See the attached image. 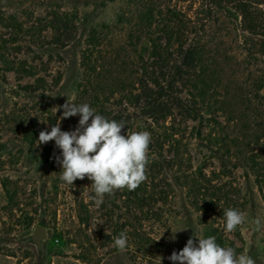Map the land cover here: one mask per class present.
<instances>
[{"label":"rangeland","instance_id":"1","mask_svg":"<svg viewBox=\"0 0 264 264\" xmlns=\"http://www.w3.org/2000/svg\"><path fill=\"white\" fill-rule=\"evenodd\" d=\"M124 1L0 0V264H173L168 257L182 250L190 237L198 245L196 236L200 237L203 223L214 227L222 223V198L190 195L192 183L186 176L196 172L202 173V181L222 187L234 209L244 213L246 221L239 226L241 254L264 264V233L253 231L256 219L264 224V205L244 165L249 149L242 146L249 143L254 153L264 154V141L259 136L244 138L251 131L241 129L264 113V59L254 45L255 38L240 30L237 17L230 14L224 26L216 29L209 24L205 31L206 36L220 37L227 60L216 61L213 83L198 84L181 95L187 102H191L189 96L194 97L196 111L191 114L195 118L180 119L184 127L178 139V158L183 167L162 170L166 195L156 205L159 217H143L138 224L132 198L123 190L106 194L97 205L90 199L94 193L87 177L77 179L73 186L60 179L62 169L56 157L61 150L54 141L37 147V140L24 141L16 129L19 117L34 111V103L42 99L39 93L21 89L37 77L50 82L60 76L57 86L45 96L55 124L68 98L77 105L88 103L98 112L100 105L92 101L94 93L113 85L102 83L94 90V77L105 53L125 37L124 24L112 26L126 7ZM259 8L264 12L263 2ZM59 13L75 25L74 39L65 47L53 41L59 33L51 22ZM101 25L109 28L88 46L90 28ZM115 76L127 77L125 87H131L130 76H120L118 70ZM120 88H113L115 94L105 107L118 109L115 99ZM221 88L227 89V99L217 94ZM10 112L14 113L13 124L9 123ZM79 119L77 115L61 120V130H75ZM13 192L15 199L10 201L8 194ZM137 229L151 241L141 250L130 236ZM122 231L129 239L126 250L120 252L113 242ZM226 237L231 238L227 232Z\"/></svg>","mask_w":264,"mask_h":264},{"label":"trees","instance_id":"2","mask_svg":"<svg viewBox=\"0 0 264 264\" xmlns=\"http://www.w3.org/2000/svg\"><path fill=\"white\" fill-rule=\"evenodd\" d=\"M261 2L264 3V0L124 1L126 7L112 26L124 24L125 37L119 40L115 49L105 53L107 58L102 57V64L97 66L98 72L94 77L96 84L93 89L99 90L102 83H111L113 86L108 85L101 93H94L92 101L100 105L99 114L109 120L125 122V127H128L126 130L130 133L148 131L151 134L146 181L134 191L123 189L126 195L132 198L138 224L143 217H159L160 208L156 205L162 203L166 195V185L162 180L163 168L183 167L178 158V139L184 127L180 119H194L195 116L191 113L196 111L194 97L189 96L191 102L182 100L183 91L189 89L192 92L198 84L212 82L217 70L216 61L227 60L220 37L204 35L208 25L212 24L217 29L225 25L230 14L237 17L240 30L255 38L254 45L258 46L259 55L264 59V12L259 8ZM51 24L53 30L59 33L53 38L56 46L65 47L66 43L74 39L75 25L61 13L55 15ZM108 28L106 25L90 28L87 34L88 46L96 43L102 32ZM142 43L146 45L143 46ZM129 49L132 51L128 52ZM117 70L120 76L127 74L131 77L129 89L124 83L127 77L116 78ZM59 81V75L53 77L50 82L44 77H37L32 83L21 87L24 92L39 93L42 97L34 103V111H25L18 119L16 129L19 128L18 132L24 141L38 140L42 130L50 131L55 125L56 119L45 96L51 93ZM216 83L218 84V81ZM115 86L121 87L116 91L119 92L118 98L115 99L118 109L107 108L105 105L115 94ZM219 90L217 94H221L225 99L229 97L227 89ZM13 116L14 113L10 112V124L14 122ZM262 118L249 125L243 124L241 129L244 132L251 131L249 135L244 134V138L259 136L264 141V113ZM122 134H126L125 128ZM48 144L50 145V142ZM248 145L249 143H242V146L249 149L244 158V165L252 174L264 205V154L254 153ZM201 174L196 172L186 176L192 183L189 188L190 195L206 200L222 198L223 203L225 202L223 211L234 208L232 200L224 197L227 192L222 187L212 186L209 181H202ZM8 199L13 201L15 193L8 194ZM202 202L203 205L207 204L206 201ZM221 216L222 223L217 227L203 223L200 237L215 236L221 247H232L239 255L242 253L243 244L240 228L238 226L235 231L227 232L231 238L226 237L223 213ZM137 232L130 236L138 241V249L141 250L151 241L138 229Z\"/></svg>","mask_w":264,"mask_h":264},{"label":"clouds","instance_id":"3","mask_svg":"<svg viewBox=\"0 0 264 264\" xmlns=\"http://www.w3.org/2000/svg\"><path fill=\"white\" fill-rule=\"evenodd\" d=\"M62 108L63 114L51 130L39 133L36 146L55 142L61 150L62 158L57 156L56 162L62 169L60 179L63 182L73 186L77 179L87 177L92 181L90 187L94 193L90 199L100 205L106 194L114 195L115 190L125 188L134 191L146 181L151 143L148 131L122 134L125 122L109 120L88 103L77 105L68 98ZM77 115L80 119L76 129L62 131L61 120ZM223 215L225 231L229 233L246 221L244 213L234 208L224 209ZM254 225V232L264 233V224L259 219ZM196 237L198 245L190 237L183 249L173 251L168 259L173 264H256L246 253L237 255L234 248L221 247L215 236ZM128 239L126 231L120 232L114 237L113 247L125 251Z\"/></svg>","mask_w":264,"mask_h":264}]
</instances>
